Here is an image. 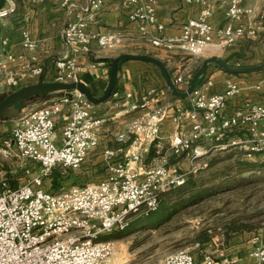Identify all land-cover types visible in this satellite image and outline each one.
I'll use <instances>...</instances> for the list:
<instances>
[{
	"label": "built area",
	"instance_id": "2783aa9c",
	"mask_svg": "<svg viewBox=\"0 0 264 264\" xmlns=\"http://www.w3.org/2000/svg\"><path fill=\"white\" fill-rule=\"evenodd\" d=\"M39 2L41 0H33ZM198 2L203 8L197 17L190 18L180 35L164 37L156 34L152 42L172 48L176 45L201 57L214 43L229 47L242 37L261 38L264 45V5L258 25H236L252 8L242 0H184ZM227 3V24L217 29L210 17L214 4ZM158 0H126L134 5L130 17L148 25L164 24L157 17ZM103 0H90L95 10ZM64 5H72L64 0ZM17 11L16 0H0V19ZM67 52L56 60V72L50 80H79V57L89 53L93 45L112 48L122 40L117 29L91 31L82 13L67 21L62 28ZM22 50L15 51L7 38L2 39L0 53V96L19 88L25 80L38 79L44 65L36 54L38 41L28 28L22 30ZM194 69L184 67L173 75L181 89H187ZM212 80H201L189 94V104L176 108L175 130L170 137V148L161 142V127L168 115L165 105L151 106L157 90H147L131 109H144L120 133L118 144L104 150L108 173L81 185H71L58 191L43 187L45 177L57 166L80 168L91 150L99 145L104 119L97 115L95 104L79 90L62 91L46 100L42 106L23 108L10 134L0 137V155L19 158L20 166L30 172L23 161L39 163L40 171L33 173L17 186L0 176V264H115V241L102 238L116 230H125L136 215L158 210L160 194L172 187L182 186L187 176L206 165L193 162L217 149L238 148L247 157L264 158V104L243 100L228 113L230 99L238 96L241 87L231 81L219 92L209 93ZM112 96L121 100L120 93ZM127 93L126 97H130ZM58 123H62L58 132ZM132 139L128 148L124 143ZM156 145L157 154L151 153ZM124 154V157L121 155ZM148 156V158H146ZM187 156L192 160L189 169L179 171L172 157ZM147 160V161H146ZM254 264H264V235L253 237ZM223 252L220 257L205 253L197 258L188 248L177 249L162 259L144 264H235Z\"/></svg>",
	"mask_w": 264,
	"mask_h": 264
},
{
	"label": "crops",
	"instance_id": "0c3cea01",
	"mask_svg": "<svg viewBox=\"0 0 264 264\" xmlns=\"http://www.w3.org/2000/svg\"><path fill=\"white\" fill-rule=\"evenodd\" d=\"M264 0H243V3L253 9L236 22V25H258L261 6ZM17 11L10 16V28L6 30L3 38H7L15 51L22 50L20 40L22 30L28 28L32 36L37 39L36 54L44 65L43 74L35 80H25L23 85L38 81L43 75L50 80L56 72V60L64 55L68 46L62 35V28L67 21L76 18L78 13L87 16L88 26L91 31H106L117 29L122 32L121 42L112 48H102L93 45L89 53L79 57V80L85 82L95 96H101L105 92L111 73V59L122 53H147L161 59L171 73L182 71L184 67L194 69L201 58L215 56L231 63H247L256 65L264 62V45L261 38L242 37L237 43L229 47H221L217 43L218 35L214 36L212 43L205 53L196 58L191 53L176 45L167 48L152 42L153 35L159 34L164 37L180 35L182 27L190 18L197 17L203 4L198 2L186 3L184 0H158L157 17L164 24L163 29H158L156 24L147 26L143 31L139 20H132L131 10L134 8L126 3V0H103L98 9L90 7V0H71L72 5H64V0H16ZM213 25L223 28L228 20L226 17V3L214 4L213 13L210 17ZM241 65V64H240ZM209 65L202 80H212L208 88L209 93L222 91L228 82L239 83L241 90L238 96L230 99L228 113L241 104L243 100H255L264 104V70H256L249 73L234 74L222 68ZM155 88L157 95L151 106L165 105L168 115L161 127V142H170L172 132L175 130L174 114L177 107L189 104V95L184 98L174 97L166 86V81L158 67L147 60L128 59L119 64L118 79L114 90L120 93L121 100L115 97L102 103L95 104L98 116L104 119L100 130V141L97 148L90 151L85 163L89 165L88 173L93 171L94 180L104 177L107 173L106 162L103 152L108 147L118 144L120 133L127 132L129 125L144 109H131L130 104L139 102L144 93ZM127 93L131 96L126 97ZM54 94L48 95L47 100ZM28 109V108H26ZM17 119L0 120V137L10 134ZM264 128V119L259 123ZM62 123H58V132L61 131ZM132 139L124 144L130 148ZM156 145L151 148L153 155L157 154ZM213 152V151H212ZM211 152V153H212ZM124 157V154L121 155ZM175 156H172V161ZM200 159V158H199ZM195 160L193 163L199 160ZM184 169L191 167L192 160L182 156L180 163H188ZM12 171V170H11ZM101 171L100 175L95 174ZM1 172V171H0ZM5 172V171H4ZM93 181V180H92ZM216 237H213L215 240ZM213 245V242L209 243ZM253 243L250 234L236 233L229 243L223 248L225 255L235 260V264H254L255 257L252 254ZM203 255H197L201 257Z\"/></svg>",
	"mask_w": 264,
	"mask_h": 264
},
{
	"label": "rangeland",
	"instance_id": "374dc122",
	"mask_svg": "<svg viewBox=\"0 0 264 264\" xmlns=\"http://www.w3.org/2000/svg\"><path fill=\"white\" fill-rule=\"evenodd\" d=\"M243 5L246 6L244 3ZM263 5L264 1L261 7ZM8 28H10V17L0 19V53L2 39ZM204 59L201 58L195 64L193 74ZM231 64L249 65L247 63ZM47 97L48 95L35 96L25 101L21 105V113H23V108L42 106ZM21 113L14 118L18 119ZM162 144L165 149L170 148V142L165 144L163 141ZM234 149L239 150L238 148ZM236 150L217 149L196 162V166L206 164L204 168L193 172L194 176L200 179V186L209 187V193L206 196L182 207L178 197L183 195V200L190 194V191L183 192V189L186 188L185 184L180 191L182 194L175 192L171 197V203L177 204L171 215L162 214L155 218V216L148 215L147 211H143L135 216L140 220L135 227L128 230H116L111 235H104L102 238H110L115 241V264L153 262L181 248L195 251L196 255L209 253L220 257L223 248L228 245L229 239L233 238L236 233L246 232L250 234L251 240L257 234L264 235V161L261 156L247 157L243 154L244 152L240 153ZM218 154L221 159L210 165L211 159ZM180 159L181 157L174 158L172 163L179 171H184L190 162L188 160L187 164H184L183 161L180 163ZM23 162L27 167H30V172L20 166L21 159H8L0 155V176L4 175L11 185L17 186L22 180H26L33 173L40 171L39 163L28 159ZM88 167L87 163L78 169L58 166L54 169V172H58L60 175L58 182L55 183L53 172H51L45 177L43 187L58 191L71 185H81L92 181L95 179L93 178L94 173L93 171L88 173L90 169ZM101 173V171L95 172L96 176ZM206 229L214 234L216 241L212 240V246L208 244L203 248L196 237L199 231Z\"/></svg>",
	"mask_w": 264,
	"mask_h": 264
},
{
	"label": "water",
	"instance_id": "95a60500",
	"mask_svg": "<svg viewBox=\"0 0 264 264\" xmlns=\"http://www.w3.org/2000/svg\"><path fill=\"white\" fill-rule=\"evenodd\" d=\"M128 59L147 60L154 63L160 69L163 77L165 78L166 84L172 91L173 95L180 98L187 97L194 90L198 80L206 73L209 65H217L220 68L234 74L264 70V62L256 65H232L225 59L209 56L202 61L201 65L193 74L188 88L181 89L175 82L169 68L158 57L147 53H122L111 59V73L109 83L103 95H93L87 84L81 80L53 81L46 79L45 75H43L36 82L22 85L19 88L10 91L4 96L3 99L0 100V120H9L16 117L22 112V107L20 104L32 97L46 93L79 90L80 92L84 93L86 97L94 104L107 101L112 97L113 90L116 87L119 64Z\"/></svg>",
	"mask_w": 264,
	"mask_h": 264
},
{
	"label": "trees",
	"instance_id": "16d2710c",
	"mask_svg": "<svg viewBox=\"0 0 264 264\" xmlns=\"http://www.w3.org/2000/svg\"><path fill=\"white\" fill-rule=\"evenodd\" d=\"M203 77H204V75L198 80L197 84L202 80ZM166 86H167V84H166ZM167 88H169V87L167 86ZM60 92H62V91H60ZM60 92L46 93V94H42V95H52V94H57V93H60ZM169 92L173 95V93H172V91L170 89H169ZM5 95L6 94H2L0 96V100L3 99ZM38 96H41V95H38ZM173 96L176 97L175 95H173ZM24 103L25 102H23L22 104H20V106L23 105ZM226 150H236V149L232 148V149H226ZM236 151H239L240 153H243V151H241V150H236ZM218 159H221V156L219 154L216 155V156H214L211 159L210 165L213 164V162L214 163L218 162L219 161ZM262 159L264 161V158H262ZM54 169H52L51 172H53L52 173L53 179H54V181L56 183V182H58V180L60 178L59 177L60 175H59L58 172H54ZM199 180L200 179H197V177L194 176L193 172H191L187 176V180H186V183H185L186 184V188L185 189L182 188V186L185 185L184 184L182 186L172 187V188H170V189H168L166 191H163L160 194V197H159L160 204H159L158 210L153 211V212H150L148 215L155 216V218H157L158 216H161L162 214L163 215H165V214L166 215H171L173 213V210L176 208L175 206L177 205V204H174L173 205L171 203V201H170L172 199L171 197L173 196V194L175 192H180L182 189H183V192L184 191H190L189 197H187V198H185L183 200H182L183 195H180L178 197V198H180V203L179 204H181L182 207L186 206L189 203L198 201V198H201V197L206 196V194L209 193V187H207L206 185L205 186L204 185L200 186L199 185ZM12 185L14 186V184H12ZM180 193L182 194V192H180ZM136 218L133 219L132 223L129 225V227L126 228V230L135 227V225H137V223L140 222V220L138 219V217H136ZM155 221H156V219H155ZM213 237H214V234H212L209 231V229H206V230L199 231V234L197 235L196 238H197L198 241H200L199 242L200 245L203 246V248H204L205 245H208L209 243L212 242ZM226 240H228V239L226 238ZM194 252L195 251H193V253ZM194 254L196 255V252ZM196 257H197V255H196ZM201 257H203V256H201ZM201 257H197V258H201Z\"/></svg>",
	"mask_w": 264,
	"mask_h": 264
}]
</instances>
